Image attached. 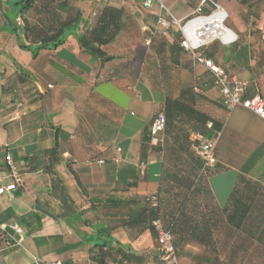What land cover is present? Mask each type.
I'll use <instances>...</instances> for the list:
<instances>
[{
	"label": "crops",
	"instance_id": "crops-1",
	"mask_svg": "<svg viewBox=\"0 0 264 264\" xmlns=\"http://www.w3.org/2000/svg\"><path fill=\"white\" fill-rule=\"evenodd\" d=\"M9 1L0 0V187L13 181L7 155L22 183L0 194V264H86L96 243L122 248L130 264H163L156 236L127 217L159 186L161 156L148 141L149 124L164 111L167 99L181 98L187 88L196 86L195 103L221 122L216 170L205 183L213 204L227 206L239 182L264 186V119L242 107L225 111L214 104L220 93L212 76L188 52L174 47L171 55V38L159 47L163 57L156 59L145 36L144 42L140 37L128 47L131 58L100 66L73 34L33 56L19 47L21 35L10 31L14 12ZM162 1L182 19L199 0ZM232 1L225 25L236 40L214 42L208 53L249 83L248 96L255 89L264 101V38L251 26L243 6ZM126 3L139 26L154 21L138 1ZM255 6L264 19V0ZM15 100L28 108L20 119L10 116ZM53 147L54 153H43ZM113 152L120 157L118 163L110 158ZM140 160L147 162L142 178L136 168ZM13 224L23 228L21 235L11 229ZM9 239L19 244L8 247ZM183 243L176 249L178 264L208 258L197 245ZM118 259L109 255L108 264Z\"/></svg>",
	"mask_w": 264,
	"mask_h": 264
},
{
	"label": "trees",
	"instance_id": "trees-1",
	"mask_svg": "<svg viewBox=\"0 0 264 264\" xmlns=\"http://www.w3.org/2000/svg\"><path fill=\"white\" fill-rule=\"evenodd\" d=\"M216 3V0H211ZM246 13L251 16L250 24L256 27L264 38L262 27L264 19L260 18L256 2L261 0H237ZM13 9L11 32L22 39L18 41L19 47L32 51L35 56L40 49L56 47L68 34L77 38L80 48L97 59L100 66L119 58L133 56L127 46L119 45L121 35L132 21L144 37L152 29L156 19L152 16V23L139 26L132 11L124 6L112 4L100 5L94 12L91 25L84 22V29L79 33L83 21L80 8L73 0H10ZM210 5V4H207ZM211 6V5H210ZM206 7V6H205ZM207 12V11H205ZM21 19L17 24L16 18ZM247 20V19H245ZM171 38V55L175 56L174 47L181 49L180 33L174 25L167 28L166 34L155 33L150 36L148 47L151 49V58H161L162 47ZM27 42V44L25 42ZM157 43L155 49L152 47ZM218 42L213 41L210 44ZM209 44V45H210ZM207 45L202 51L210 57ZM113 48L111 52L105 49ZM116 48L117 50H115ZM176 49V50H177ZM189 58L193 61L188 53ZM211 58V57H210ZM194 62V61H193ZM115 63V62H114ZM208 72V71H207ZM209 73V72H208ZM210 74V73H209ZM196 87V86H195ZM195 87L183 90L181 98L165 101L164 128L161 140L151 143L161 156V177L155 193L142 197L143 206L131 211L127 220L129 223L141 225L156 236L152 221L157 219L163 227L171 233L175 249L179 243L192 240L201 244L209 251L215 252L213 256L200 260V264H222L219 254L225 256L230 249V242L240 234L248 243L263 241L264 239V186L249 185L239 182L230 196L229 204L222 209L213 204L212 197L207 193L205 183L208 176L216 170L203 171L202 161L194 153L193 143L189 140L190 131L198 132L206 137L212 136L221 128V122L211 116L210 112L201 104L195 103ZM254 95L255 89L251 95ZM201 100V97L198 98ZM223 110L228 111L220 95L219 100L213 101ZM211 127H207V123ZM149 141V140H148ZM56 147L46 149L44 154H52ZM113 152L110 158L115 157ZM102 160V159H99ZM154 196L156 205L150 206L149 199ZM68 200L72 202L69 198ZM129 202V201H127ZM157 242V241H156ZM247 243V244H248ZM95 248V249H94ZM223 252V253H221ZM236 247H232L231 257H236ZM229 254V255H230ZM113 259L119 256L113 264H130L131 258L120 247L108 244L93 245L91 251V264H108V257ZM235 259V258H234Z\"/></svg>",
	"mask_w": 264,
	"mask_h": 264
},
{
	"label": "built area",
	"instance_id": "built-area-1",
	"mask_svg": "<svg viewBox=\"0 0 264 264\" xmlns=\"http://www.w3.org/2000/svg\"><path fill=\"white\" fill-rule=\"evenodd\" d=\"M142 8L156 16L154 27L152 29L147 26H142L143 30H148L146 44L150 42V36L155 33L166 34L167 28L172 24L180 33V46L186 50L194 63L205 68L212 76L213 84L218 88L222 97L223 104L228 111L236 107L247 109L258 117L264 119V101L259 96L257 91L250 97L245 96L246 89L249 83L246 80L239 79L229 70L213 61L212 58L203 53V49L213 41H219L222 44H230L236 40V35L226 25V11L217 3L211 0H199L193 9L191 15L186 18H176L162 0H136ZM207 4L211 5L209 11L205 12L204 8ZM17 24H21V19L16 18ZM51 85L48 84L47 88ZM28 111L27 105L21 100L13 102L10 116L13 119H20ZM164 114L157 113L151 120L147 135L151 143H156L161 140V133L164 128ZM207 127H211V123H207ZM220 132L216 131L210 137L197 133L194 135L193 148L203 164V171L211 170L216 165L215 148L219 139ZM120 148H117V152ZM5 160L9 166L13 181L5 187H0V194L3 191H11L21 185L19 171L13 164L10 156H5ZM113 161L118 163L119 156L113 157ZM100 163L103 160H99ZM137 174L139 177H144L147 173V162L140 160L136 163ZM150 206L156 205L154 196L149 199ZM156 233L157 249L159 252L160 261L163 264H178L176 249L174 247L171 233L166 230L161 222L157 219L152 221ZM11 229L14 233L21 235L23 228L18 224H13ZM19 241L9 239L5 242L8 247L16 246ZM86 264H91L88 261Z\"/></svg>",
	"mask_w": 264,
	"mask_h": 264
},
{
	"label": "rangeland",
	"instance_id": "rangeland-1",
	"mask_svg": "<svg viewBox=\"0 0 264 264\" xmlns=\"http://www.w3.org/2000/svg\"><path fill=\"white\" fill-rule=\"evenodd\" d=\"M74 3L80 8L83 13V21L79 26V30L84 29L85 25L84 22L86 21L87 25H91L94 19V12L95 10L103 4H112L117 6H124L128 11H132L131 6L126 3L127 0H73ZM217 4L226 11L227 15L230 16L233 10L234 2L232 0H218ZM128 25V28L124 31L121 35V39L119 40V45L127 46L130 45H137L140 37H142V42H144V36L140 34V30L137 26L134 25L132 21ZM198 132L190 131L189 133V140L193 143L192 139L194 135ZM195 155L197 156L195 150ZM184 242H191L194 245H197L198 249L201 250L200 252L206 253L208 257L214 255L215 252L209 251L208 249L204 248L201 244L194 242L192 240H185ZM247 240L240 234H236V236L230 242V249H228L225 253V256L219 254V259L222 264H264V239L263 241H252L248 243ZM184 244L183 242L179 243V245ZM232 247H236V257H231ZM223 253V252H221ZM230 254V255H229ZM200 255V254H199ZM193 262V263H192ZM191 264H200L199 261H193L190 259Z\"/></svg>",
	"mask_w": 264,
	"mask_h": 264
}]
</instances>
